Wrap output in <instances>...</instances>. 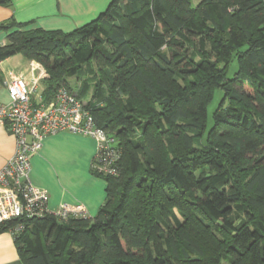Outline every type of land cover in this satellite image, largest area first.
<instances>
[{"label": "trees", "instance_id": "trees-1", "mask_svg": "<svg viewBox=\"0 0 264 264\" xmlns=\"http://www.w3.org/2000/svg\"><path fill=\"white\" fill-rule=\"evenodd\" d=\"M191 1L112 0L70 33L0 25V62H37L43 100L86 102L120 152L117 175L91 170L106 184L94 217L24 221L22 264H264V6Z\"/></svg>", "mask_w": 264, "mask_h": 264}, {"label": "crops", "instance_id": "crops-1", "mask_svg": "<svg viewBox=\"0 0 264 264\" xmlns=\"http://www.w3.org/2000/svg\"><path fill=\"white\" fill-rule=\"evenodd\" d=\"M111 1L12 0L7 6L0 5V25L14 20L26 24L23 30L70 33L95 20ZM7 35L6 30H0V47L6 44ZM10 76L25 80L33 90V101L41 96L44 69L15 55L0 62V104L8 103ZM95 151V141L86 136L62 132L43 139L40 150L30 159L29 180L34 188L46 192L50 211L69 205L82 207L89 218L96 215L105 200L106 184L91 173ZM13 152V137L6 127H0V169ZM0 264H22L8 231L0 233Z\"/></svg>", "mask_w": 264, "mask_h": 264}, {"label": "built area", "instance_id": "built-area-1", "mask_svg": "<svg viewBox=\"0 0 264 264\" xmlns=\"http://www.w3.org/2000/svg\"><path fill=\"white\" fill-rule=\"evenodd\" d=\"M6 91L8 103L0 104V127H6L13 137L14 152L0 169V229L11 221H20L9 230L14 237L24 230V221L29 219L53 216L65 222L87 218V212L79 206L48 209L46 192L30 183V159L40 150L44 138L66 132L93 139L96 151L91 170L102 177L115 176L120 152L114 138L97 127L83 102L64 88H59L48 102L41 96L33 101V90L25 80L10 76Z\"/></svg>", "mask_w": 264, "mask_h": 264}, {"label": "rangeland", "instance_id": "rangeland-1", "mask_svg": "<svg viewBox=\"0 0 264 264\" xmlns=\"http://www.w3.org/2000/svg\"><path fill=\"white\" fill-rule=\"evenodd\" d=\"M200 1L201 0H192L191 1V4H192V6H196ZM99 24H100V27H103L105 30H109V26L111 25V20L101 21ZM87 36L89 37V39L92 38V36L90 34L87 35ZM78 39H79V37L78 36L77 37L75 36L70 41L71 42H74V41H78ZM89 39L87 37H83V39H82L83 40V43L86 46L88 44ZM98 42H99V45H102L104 47H107V45L103 41V39H100V41H98ZM104 63H105V61L104 60H101V59L96 61L97 67H95L94 69L96 70L97 73L99 72L98 69L101 68L103 70L104 67H102V66H103ZM98 66H99V68H98ZM234 68H235V63L233 62V64L230 65V73H229V76L232 74ZM104 69H106V67ZM78 85L79 84L77 83L76 86H78ZM221 97H222V92L220 90L216 89L214 91V95H213V98L211 100V103L207 107V121H206L207 130L210 128V126L212 124V114L217 109ZM83 104L86 105V102L83 101ZM62 223H64V222L62 221Z\"/></svg>", "mask_w": 264, "mask_h": 264}]
</instances>
